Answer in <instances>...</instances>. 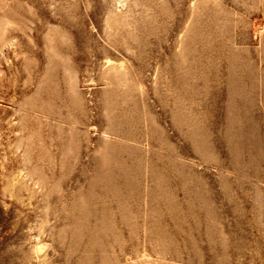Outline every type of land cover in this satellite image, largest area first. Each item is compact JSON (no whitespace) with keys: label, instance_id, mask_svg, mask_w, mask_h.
<instances>
[{"label":"rangeland","instance_id":"1","mask_svg":"<svg viewBox=\"0 0 264 264\" xmlns=\"http://www.w3.org/2000/svg\"><path fill=\"white\" fill-rule=\"evenodd\" d=\"M0 264H264V0H0Z\"/></svg>","mask_w":264,"mask_h":264}]
</instances>
